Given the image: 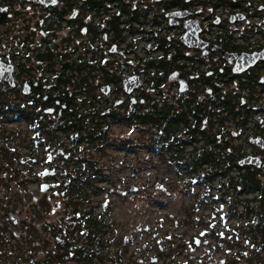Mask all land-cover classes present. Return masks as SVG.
<instances>
[{
	"label": "flooded vegetation",
	"instance_id": "1",
	"mask_svg": "<svg viewBox=\"0 0 264 264\" xmlns=\"http://www.w3.org/2000/svg\"><path fill=\"white\" fill-rule=\"evenodd\" d=\"M43 1L53 3L54 20L41 30L46 64L0 79V127L24 121L33 148L25 159L0 149V263L68 264L70 249L81 246L82 197L79 204L68 199L81 192L79 183H70L54 159L68 162L64 138L78 136L61 127L74 121L93 129L101 121L104 128H126L112 135L113 144L141 155L143 165L128 164V174H149V157L160 158L155 170L162 180L141 184L144 202L159 196V204H176L174 223L245 222L231 235L206 229L189 237L181 248L189 259L230 264L246 254V264H264V0ZM251 55L259 56L248 63ZM129 78L135 80L124 86ZM167 86L176 90L168 99ZM150 91L161 117L176 116L172 127L149 130L134 119L153 100ZM38 148L44 150L39 158ZM197 157L207 161L197 166ZM92 188L99 201L103 188ZM123 188L122 196L137 191ZM55 200L64 204L63 214L75 217V226L43 220ZM108 210L104 200L95 215ZM26 231L30 255L19 258L14 248ZM108 238L110 254L101 260L99 252L94 261L120 263L111 229ZM234 250L236 260L228 256ZM214 253L224 256L212 261ZM259 254L263 261H256Z\"/></svg>",
	"mask_w": 264,
	"mask_h": 264
},
{
	"label": "rangeland",
	"instance_id": "2",
	"mask_svg": "<svg viewBox=\"0 0 264 264\" xmlns=\"http://www.w3.org/2000/svg\"><path fill=\"white\" fill-rule=\"evenodd\" d=\"M165 92L167 93L166 99L176 94V90L168 86ZM148 96L149 98H155L153 91H150ZM90 128L91 127L88 126V129ZM120 129L126 131V128L121 126L113 125L111 127L109 132L111 141L112 135H115ZM29 133V128L24 121L13 123L5 121L2 127H0V149L6 156L14 155L19 159H25V157L29 155L32 156L33 148L30 146ZM118 138H121V136H118ZM72 140L73 139H71V136L68 134L63 141L68 150L67 158L70 157L72 159H69L68 162H66V157H57L54 159L55 161L57 160L56 163L63 164V170L67 172L66 174L68 176L73 169L71 164H73V161L77 160V158L84 159L83 163L88 165L87 168H89L91 162L97 161L98 165L96 169L99 168L100 164H105L107 170L101 171L98 177L94 179V182L103 188L100 192L99 201H97V198L91 194L90 191H88L89 202H80L85 191L75 192L72 196H69V198L66 197V199L68 198L70 201H74L77 204L80 202L81 207H83L85 211H88V209L92 208L91 205H93L94 209L92 208L91 210H94V214L95 212H99L101 202L108 200L109 210L107 214L111 222L110 229L112 230V238H116L118 242H125L127 250L131 252V256L125 255L121 257L119 259L120 263L117 264H125L127 259L132 261V264H206L208 259L205 257L201 260V263H195L193 260L189 259V255L183 253L181 249L182 243L187 242L189 237L204 233L206 229L223 235H231L234 234V231L238 227L245 228V222L243 220L241 223L239 221L227 222L225 223V227L206 222L183 224L178 221L174 223V220L178 218L176 204H159L157 202V200H160L159 196L154 198L155 201L146 203L143 201L142 192L140 191L141 184L147 183L149 187H152L154 183L162 180L158 171L155 170L158 166H161L159 157L154 155L149 157V174H143V172L128 174V164L134 163L138 168L143 165L141 155H136L134 157L131 153L124 154L121 152V148L116 147L113 143L108 145L106 142H102L96 149L92 147V145H86L85 147V144H82V147H80ZM101 147L103 151L100 150ZM43 153L44 150L38 148L36 155L39 158ZM145 166L146 164L144 167ZM37 169H39L38 166ZM86 177L85 175V178ZM82 179H84V176L78 178L80 181H82ZM125 184L128 187H137L136 193L122 196L119 190L124 189L123 186ZM89 188L92 187L89 186ZM125 189L128 190L127 187ZM146 204H148V206ZM63 206L64 204L61 201L55 200L52 205L48 206L47 212L42 214L44 215L43 220L47 218V222L50 221L53 223H58V221L61 220V224L63 225H70V227L71 225L75 226V217L63 214ZM37 210L38 213H40L41 210L44 211V209L39 207ZM169 215H171V217ZM228 226L231 229H229V231L225 229ZM147 227L148 229H145ZM195 229L196 232L194 233ZM83 231L86 232L84 229ZM125 236H128L129 240L125 241ZM235 236L237 237L239 234L237 233ZM203 250H205V248H203ZM29 252V232L26 231L25 233H21V239L14 248V254L16 256L18 255L19 258H28V255H30ZM161 254H163V256ZM234 254H237V251L234 250L232 254L229 252L228 256L236 260L237 256ZM158 256L160 258H157ZM222 256L224 255L214 253L211 260L219 262ZM241 257L242 259L240 261L236 260L230 264H246L249 255L245 254ZM262 257L263 255L259 254V258L256 259V261H263ZM252 258L253 256L250 257V259ZM67 263L74 264L71 260ZM91 264L105 263H100L95 260ZM249 264H255V262Z\"/></svg>",
	"mask_w": 264,
	"mask_h": 264
},
{
	"label": "trees",
	"instance_id": "3",
	"mask_svg": "<svg viewBox=\"0 0 264 264\" xmlns=\"http://www.w3.org/2000/svg\"><path fill=\"white\" fill-rule=\"evenodd\" d=\"M37 56L39 57V60L47 59L46 53L43 55L42 53H38ZM161 118L162 122L160 121ZM167 118H171V121H169ZM134 119L139 123L148 124L149 130L153 124L172 127L173 124L178 122V120H174V122L172 121L173 119H176V116H160L156 98H153V100L151 99L147 105V109L145 111H140L139 115L134 117ZM61 128L66 132H76L78 136L73 134L75 140L74 142H76L80 147H82V144H85V147L86 145H92V147L97 149L98 145H100L102 142H106L108 145L113 143L109 135L110 127L108 126L107 128H104V125L101 121H98L97 125L93 129H88L85 125H83V123L74 121H72L71 124H67ZM152 136L154 139V144H156L158 140L157 133ZM121 144L126 146L128 143L122 142ZM100 150L103 151V148L101 147ZM195 160L197 162L195 165L197 166H200L207 161L205 157H197ZM83 162L84 159L81 158L74 160L72 172H70V175L67 179L70 183H79L77 190L85 191L82 196V201L89 202L90 199L88 191H90L91 194L96 192L95 189L89 188V186L92 187V185L95 183L94 179L98 177L101 171L107 170V166L105 164H100L99 168L96 169L98 163L97 161H93L91 162L89 168H87L88 165L84 164ZM85 175L87 176L86 178ZM81 176H84L82 181L78 180V178ZM81 210V219L84 220V230H86V232L78 231V238L82 237L83 242L77 250L72 251L70 249L68 252L69 259L71 261L74 260L75 264H91L99 252L100 253L98 256L101 258V260L106 259V257H108V253L110 254L109 244L107 243H109L108 234L110 232L109 228L111 227V222L109 221L108 214L101 213V215L96 216L92 210L85 211L83 207ZM98 245L102 246L103 248L107 246L105 253H102L101 250L98 252L96 251ZM117 250H121L115 257L116 261H119L123 254L127 251V247L126 245H123L122 242H119L117 243Z\"/></svg>",
	"mask_w": 264,
	"mask_h": 264
},
{
	"label": "built area",
	"instance_id": "4",
	"mask_svg": "<svg viewBox=\"0 0 264 264\" xmlns=\"http://www.w3.org/2000/svg\"><path fill=\"white\" fill-rule=\"evenodd\" d=\"M3 6L5 11L1 10ZM37 14V7L30 0H0V60L15 65L33 61L27 52L35 43L33 26Z\"/></svg>",
	"mask_w": 264,
	"mask_h": 264
},
{
	"label": "water",
	"instance_id": "5",
	"mask_svg": "<svg viewBox=\"0 0 264 264\" xmlns=\"http://www.w3.org/2000/svg\"><path fill=\"white\" fill-rule=\"evenodd\" d=\"M39 3H42L44 5H50L52 2H45L43 0H38ZM259 55H251V57H249L251 59L250 62L248 63H252V61H254ZM244 59H242L243 61ZM247 60V58L245 59ZM12 70H13V67L12 65H8V64H4L2 62H0V79L3 78V79H10L12 77ZM135 79L134 78H129V79H125L124 80V86H126V84H130L134 81ZM140 83L137 82L135 84V86L139 87ZM130 91V90H128ZM243 162H252L251 159H245L243 160Z\"/></svg>",
	"mask_w": 264,
	"mask_h": 264
}]
</instances>
